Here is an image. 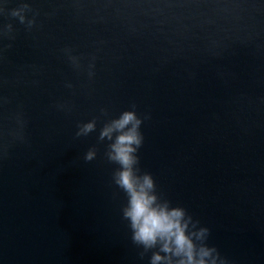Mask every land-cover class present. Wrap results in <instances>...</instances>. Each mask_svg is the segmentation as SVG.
<instances>
[{"label": "water", "instance_id": "1", "mask_svg": "<svg viewBox=\"0 0 264 264\" xmlns=\"http://www.w3.org/2000/svg\"><path fill=\"white\" fill-rule=\"evenodd\" d=\"M131 110L157 203L264 264V0H0V264L171 256L133 242L101 139Z\"/></svg>", "mask_w": 264, "mask_h": 264}, {"label": "clouds", "instance_id": "2", "mask_svg": "<svg viewBox=\"0 0 264 264\" xmlns=\"http://www.w3.org/2000/svg\"><path fill=\"white\" fill-rule=\"evenodd\" d=\"M141 124L142 119L135 110L124 111L101 132V139L108 137L109 140H112L113 132L118 133L109 145L107 159L118 165L113 173V181L128 198L123 216L130 222L133 242L143 245L145 249L154 247L158 241L162 242V252L179 258L175 264H216L220 257L217 249L204 243L209 230L200 228L199 234L191 231L190 224L195 228L198 222L193 223L190 215L185 219L187 213L182 207H170L168 201L157 203L152 175L147 172L141 174L136 154L144 139L140 132ZM94 128V122L88 123L76 136L87 135ZM95 156V150H89L84 159L92 161ZM171 256L154 254L151 264H158L162 259L172 264Z\"/></svg>", "mask_w": 264, "mask_h": 264}]
</instances>
